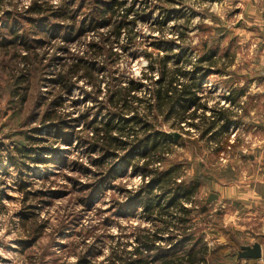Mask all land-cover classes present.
<instances>
[{
  "label": "rangeland",
  "instance_id": "obj_1",
  "mask_svg": "<svg viewBox=\"0 0 264 264\" xmlns=\"http://www.w3.org/2000/svg\"><path fill=\"white\" fill-rule=\"evenodd\" d=\"M242 1L163 0L151 1L148 5L144 2L134 3L137 13L150 15L147 20L138 19L139 23L135 26L139 37L137 53L134 56L131 51H123L125 36L121 37L119 44H109L118 56L113 57L114 62L107 65L106 75L112 74L115 69L121 80L141 75L147 65L144 52L153 53L154 56L158 54L157 49L149 44L152 35L175 39L174 32H185L186 37L182 43L179 42V46L193 50L190 53L193 61L203 55L204 42L221 59L202 86L204 96L208 97L209 107H223L232 111L236 116L233 119L238 124L230 127L228 132L214 135L216 138L211 140L202 138L200 132L188 128L172 130L165 123H160L159 127L169 133L181 134L167 148L170 154L164 168L179 165V174L185 185L200 183L197 194L192 198L194 205L187 204L189 208L195 207L197 210L193 231H197L195 237L203 235L209 252L218 249L220 253L219 259L213 262L209 260L206 264H239L237 256L242 246L263 242L262 239H255V234L264 232V221L245 213L247 207L238 199L240 188L247 186L249 190L264 181L263 22L260 18L258 21L241 18L240 14L244 11ZM250 1L253 0L248 3ZM31 3L32 0L0 1V252H3L0 264H74L83 255L90 259L91 264H100L113 251L116 254L123 249L134 251L137 245L135 238L140 231L154 233L161 226L146 220L143 206L134 200L127 203L124 193V190H128L136 197L149 180L144 181L134 175L127 163L119 162L112 178L98 184L91 203L86 205L83 201H89L88 195L92 189L86 186L96 184L97 175L89 174V171L76 172V168L72 167L73 161L85 165L92 172L97 169L91 165L86 154L77 153L82 151L81 147L78 148L80 143L69 139V135L65 137L67 143L55 142V139L62 141L61 137L64 136L53 126L39 125L36 115L47 108L46 105H37L40 97L50 103L58 93L52 81L59 72V65L70 58V53L82 56L87 51V43H100V35L107 33L109 28L85 33L73 43L64 44L62 38L49 43L47 36L33 34L35 30L28 23L21 24L20 19H15L17 13L21 15ZM52 3L59 5L60 0ZM89 4L81 10L78 23L89 15ZM130 4L133 5V0H128L127 6ZM8 13H12L10 19ZM165 13H168V17ZM157 20L165 23L162 34L153 26ZM7 25L11 28L7 29ZM14 31L17 36L10 35ZM22 34H26L30 41L38 38L46 40V43L40 47L35 44L34 48L29 42L28 46L33 48L31 51L22 49L20 44H2V39L20 41L18 36ZM178 53L180 51L176 50ZM23 55H27L25 61L28 64L23 61ZM98 60L99 66L104 64V57ZM24 75L31 81V86L28 90L21 88L19 96L15 97L13 92L18 91L15 85ZM84 81H79L68 93L60 108L61 113L67 115V120L75 121L71 128L76 133L88 122V117L84 121V113H91L88 115L90 119L98 113L96 118H100V111L110 108L106 91L109 86L112 88L115 85V82L108 85L109 80H106L107 86H102V94ZM145 83L146 86L150 85V81ZM241 90L246 95L238 98L235 106L226 101L229 93L233 91L237 94ZM25 95L27 100L22 102ZM93 97L100 98L95 102ZM36 128L46 139L41 144L27 143L24 135H19L21 132L36 135L33 134ZM82 135L87 134L83 132ZM16 144L28 146L34 161L17 156L19 165L12 166L7 157L10 151L16 157ZM53 155V163L40 162ZM38 158L41 160L38 161ZM21 176L31 183L28 196L18 189ZM153 189L151 197L156 200L158 197L154 195H158L159 190ZM211 195L217 198L209 204ZM204 207L207 212L200 214ZM252 207L255 208L254 205ZM27 212L33 216L24 220L22 215ZM35 237L37 240L34 241ZM165 241L160 242V246L167 250L169 246ZM262 258L251 260L249 264H264Z\"/></svg>",
  "mask_w": 264,
  "mask_h": 264
},
{
  "label": "trees",
  "instance_id": "obj_2",
  "mask_svg": "<svg viewBox=\"0 0 264 264\" xmlns=\"http://www.w3.org/2000/svg\"><path fill=\"white\" fill-rule=\"evenodd\" d=\"M52 1L55 0H32L30 7L25 9L21 15L17 13L15 19H20L21 24L22 22L28 23L35 30L33 34L47 36L49 43L56 38H62L64 44H69L79 41L88 32L95 33V31L106 28H109V31L100 35V43H87L85 45L87 51L82 56L70 53V58L59 65V72L52 81L58 93L50 103L41 98L39 93L41 97L37 105L39 107L46 105L47 108L42 114L36 115V119L42 127L53 126L59 130L61 136H64V138L61 137L62 141L55 139V142L67 143L65 137L69 135L67 136L69 139L80 143L78 148H82V153H77L86 154L91 165L97 169L92 172L85 165L73 161L72 167L76 168V172L89 171V174L91 172L94 176L97 175V183L86 186L87 189L90 187L92 189L88 195L89 201H83V203L86 205L91 203L98 184L112 178L114 168L123 161L133 170L134 175L140 176L144 181L149 180L148 183L143 184L136 197L132 196L130 191L124 190L128 199L127 203L130 200L138 202L143 206L144 218L161 225L154 233L140 231L135 238L137 245L134 251L127 252L123 249L117 254L113 251L105 262L100 264H206L209 260L213 262L219 259V250L209 252L208 246L203 242V235L195 237L197 231H193V220L197 215V210L189 206L194 205L192 198L197 194L200 183L197 181L192 186L185 185V181L179 174L181 169L179 165L164 168L170 154L167 148L175 140L169 132L159 128L160 123L168 124L172 130L183 131L188 128L190 131L200 132L202 138L208 137L207 140H211L238 124L233 119L236 116L232 111L223 107H209L208 97L204 96L202 86L221 60L217 52L210 49L209 44L204 42L203 55L193 61L190 56L193 50L179 46V42L182 43L186 37L185 32H174L175 39L152 35L149 44L157 49L158 54L154 56L153 53L144 52L147 65L142 69L141 75L138 78L121 80L118 76L119 72L115 69L112 74L106 75L107 65L114 62L113 57L118 56L109 44H119L121 37L125 36L126 41L122 49L128 53L131 51V54L135 56L139 38L135 26L139 23L138 19L147 20L150 15L137 13L134 3L144 2L148 5L151 1L162 2L163 0H133V5L129 6H127L128 0H60L59 5H55ZM88 2L90 13L78 23L80 12ZM7 15L10 19L12 13ZM165 16L168 17V13H165ZM164 25L162 20H157L153 24L159 34L163 33ZM6 28L11 27L7 25ZM12 34L17 36L16 31L11 32L10 35ZM18 38L20 41L2 39V44L8 46L20 44L22 49L31 51L33 48L28 46L29 42L34 48L35 44L40 47L46 43V40L42 41L38 38L30 41L31 39H28L26 34L19 35ZM176 50L180 53L176 54ZM100 57H104V64L101 66L98 60ZM26 58L27 55H23V61L28 64V61H25ZM189 67H191L190 70L187 69ZM83 79L86 85L92 86L96 92L102 94V86L104 84L107 86L106 80H109L108 85L114 82L115 85L112 88L109 86L106 91L109 94L107 102L110 108L100 111V118H96L98 113H95L92 119L88 116L91 113H84L82 116L84 119L88 117V122L76 133L75 129L71 128L72 122L75 121L67 120V115L62 114L60 108L68 93L70 94L77 83ZM149 81L150 85L146 86L145 82ZM29 85L31 86V81L24 75L15 85L18 91L13 92V96H19L21 88L28 90ZM244 95L246 94L243 90L237 94L232 91L225 99L235 106L238 98ZM26 98L25 95L22 102H26ZM99 98L93 97V100L98 102ZM37 130V128L33 130V134L36 135L22 132L19 135H24L27 143L41 144L46 139L41 137ZM83 132L87 135H82ZM28 149L29 147L25 144H16L14 148L17 153L16 157L11 151L7 157L12 166L19 165L17 156L34 161ZM54 159L53 155L40 162L53 163ZM39 160L41 159L38 158ZM30 188L31 183L22 179L21 176L19 191L28 196ZM153 188L159 190V194L154 195L158 197L156 200L151 197L154 194ZM160 199L162 202L158 203ZM206 212L207 209L204 207L199 213ZM32 216L27 212V214L23 213L22 218L28 220ZM35 240H37L36 237ZM164 240L169 246L167 250L160 246V242ZM154 253L156 255H153ZM238 261L239 264L241 262L249 264L251 260L238 259ZM74 264L91 263L90 259L83 255L79 256Z\"/></svg>",
  "mask_w": 264,
  "mask_h": 264
},
{
  "label": "crops",
  "instance_id": "obj_3",
  "mask_svg": "<svg viewBox=\"0 0 264 264\" xmlns=\"http://www.w3.org/2000/svg\"><path fill=\"white\" fill-rule=\"evenodd\" d=\"M248 1L249 0L242 1L244 3V11L240 14L241 18L255 19V21H258L260 18L262 20L261 22L264 23V0H253L250 1V3H248ZM232 194L235 193L232 192ZM238 199L239 202L244 204L245 207L248 208V204L250 205L249 209L246 208L245 213H249L248 215H250L251 218H256L258 221L261 219V221H264V181L261 182L260 185L249 190L247 189V186L242 189L240 188L238 191ZM252 205L255 206L254 209ZM257 238L263 240V242L258 241L256 243H259L262 246V250L264 251V232L255 234V239ZM262 260H264V255Z\"/></svg>",
  "mask_w": 264,
  "mask_h": 264
},
{
  "label": "water",
  "instance_id": "obj_4",
  "mask_svg": "<svg viewBox=\"0 0 264 264\" xmlns=\"http://www.w3.org/2000/svg\"><path fill=\"white\" fill-rule=\"evenodd\" d=\"M170 136L174 140H178L181 136L179 133H169ZM215 198H217L216 195H211L210 198L208 199V203H212ZM263 256V250L262 246L259 243H255L253 245H246L242 246L241 250L238 253V259H243V260H259Z\"/></svg>",
  "mask_w": 264,
  "mask_h": 264
},
{
  "label": "built area",
  "instance_id": "obj_5",
  "mask_svg": "<svg viewBox=\"0 0 264 264\" xmlns=\"http://www.w3.org/2000/svg\"><path fill=\"white\" fill-rule=\"evenodd\" d=\"M261 31L263 33V40L261 44L264 46V23L262 24Z\"/></svg>",
  "mask_w": 264,
  "mask_h": 264
},
{
  "label": "clouds",
  "instance_id": "obj_6",
  "mask_svg": "<svg viewBox=\"0 0 264 264\" xmlns=\"http://www.w3.org/2000/svg\"><path fill=\"white\" fill-rule=\"evenodd\" d=\"M0 255H3V252H0Z\"/></svg>",
  "mask_w": 264,
  "mask_h": 264
}]
</instances>
